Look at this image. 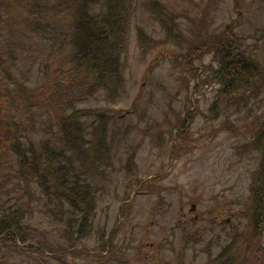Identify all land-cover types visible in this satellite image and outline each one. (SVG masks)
<instances>
[{
	"label": "trees",
	"instance_id": "obj_1",
	"mask_svg": "<svg viewBox=\"0 0 264 264\" xmlns=\"http://www.w3.org/2000/svg\"><path fill=\"white\" fill-rule=\"evenodd\" d=\"M136 1L140 0H0V249L44 257V249L52 251L28 225L35 205H42V209L61 221L64 230L61 236L69 244L61 243V258L67 253L86 252L78 249L80 245L73 239L79 240L93 230L98 188L91 177H81L84 172L78 169L75 160H89L85 144L95 149L93 140L87 139L94 134L93 124L82 117L94 110H78L74 102L85 92L92 96L94 91L105 90L109 97L123 93L122 56L129 47L138 10ZM144 1L145 11L157 20L164 33L157 43L174 40L180 44L181 35L189 34L187 29L190 30L183 24L195 21L194 41L180 44L174 54L181 77L192 74L195 79L202 72L203 76L210 75L213 80L208 78L220 86L219 96L226 101L238 100L239 110L248 105L245 92L261 85L260 91L264 93V65H259L245 51L232 25L218 35L208 32L206 19L215 10L217 0H186L183 7L169 5V0ZM240 1L234 0L237 10ZM196 2L200 12L191 8ZM25 11L29 17L22 18ZM23 25L31 30L30 34L22 35L26 33ZM56 27L64 30V36L55 33L47 36L46 31ZM144 30L138 27L141 47L146 53L153 49V40L148 42ZM25 45L30 48L32 68L38 61L42 65L38 71L30 69L33 74L18 67L19 53L14 51H24ZM206 53L213 54L218 68L211 64L193 68ZM201 78L204 77L200 76L203 82ZM260 96L257 91L254 97L257 105L263 100ZM97 110L100 113V108ZM105 112L103 109L101 129L105 126ZM187 112L178 127H186L188 119L191 122L197 114ZM247 113L251 115L253 111L249 109ZM106 136L105 131H100V151L107 149ZM253 140L259 168L252 178L249 196L242 201L243 208L231 213L233 218L243 221L241 229L230 223L218 231L216 238L209 236L200 250L203 261L197 262L200 256L197 254L194 263L264 264V122ZM61 143L78 157L66 155ZM210 232L212 235L213 230ZM182 234L183 256L189 249L186 243L197 234L186 229ZM28 241H36L37 246L27 244ZM181 260L177 263L192 264Z\"/></svg>",
	"mask_w": 264,
	"mask_h": 264
},
{
	"label": "rangeland",
	"instance_id": "obj_2",
	"mask_svg": "<svg viewBox=\"0 0 264 264\" xmlns=\"http://www.w3.org/2000/svg\"><path fill=\"white\" fill-rule=\"evenodd\" d=\"M136 3L138 10L129 37L130 44L122 56L126 87L124 97L109 102L106 100L107 94L102 91L96 93L95 97L75 103L78 108L99 107L110 111H125L137 103L140 108L138 113L121 120L118 127L113 119L106 120L105 127L109 133H115V140L110 152L113 157L103 166L104 172L98 171L97 152L90 144L84 146L89 160H75L78 169L84 172L81 177L95 180L99 195L96 226L85 244L93 249L99 242L109 240V243L96 252L92 251L93 256L81 255L75 261L0 249V264H178L181 258L185 263L197 264L194 263L195 257L199 254L197 262L203 261L200 250L209 238H216L218 231L224 229L222 222L232 212L242 208V201H246L252 178L259 168L260 159L253 139L264 121V100L259 107L254 103V97L259 91L264 99L260 91L263 90L262 86L245 92L244 99L248 105L243 110H239L238 100H221L213 81H203L200 90L193 92L196 80L192 74L180 76L181 70L174 54L178 52L180 44L194 41L195 21H185L183 24L190 30L187 29L189 34L181 35L180 44L167 40L165 43L160 41L162 45H158L157 42L164 36L160 24L145 11L146 1ZM168 4L183 7L187 3L186 0H169ZM214 6L215 10L206 19L208 32L218 35L232 25L233 33L245 45V51L262 64L264 0H241L238 10L233 0H217ZM191 8L200 12L197 2ZM138 27L145 29L148 42L149 39L153 40V49L149 52L145 53L141 47ZM55 29H48L47 32L55 33ZM25 30L28 31L27 28ZM61 36H64L62 28ZM28 52L30 48H27ZM214 60L213 54L206 53L202 60H195L193 68L210 65ZM29 63L30 60L23 55L21 67H28ZM213 67L218 68L217 61ZM193 101L194 112L198 115L188 125L191 132H188L186 143L181 136L179 139L175 129L179 119L186 116L192 107ZM215 103L217 110L211 112L210 105ZM249 109L253 114L248 122L255 121L253 126L244 124ZM99 114L93 116L92 122L98 119ZM259 122L261 124H257ZM127 123V128L133 129L126 139H119L120 133L127 129ZM98 126L97 122L93 130L94 143L98 139ZM172 135L178 138L177 146L186 143L180 149L176 147L173 155L170 152L174 145ZM202 136L204 138L201 139ZM61 146L66 155L78 157L67 145ZM154 177L158 180H154ZM202 214L195 222V215ZM53 219L38 211L28 225L40 235L36 237L42 243L58 249L63 240L59 223ZM231 223L241 229L240 221ZM179 224L182 225L181 229ZM184 229L197 235L196 238L194 234L191 236L190 240L193 241L186 243L189 249L182 256L181 235Z\"/></svg>",
	"mask_w": 264,
	"mask_h": 264
}]
</instances>
